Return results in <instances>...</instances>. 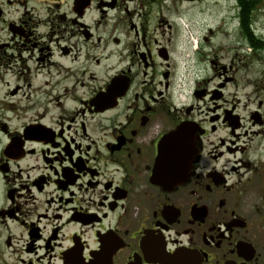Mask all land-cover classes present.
Here are the masks:
<instances>
[{"label": "flooded vegetation", "instance_id": "1", "mask_svg": "<svg viewBox=\"0 0 264 264\" xmlns=\"http://www.w3.org/2000/svg\"><path fill=\"white\" fill-rule=\"evenodd\" d=\"M163 2L0 0V264H264V0H208L188 100Z\"/></svg>", "mask_w": 264, "mask_h": 264}, {"label": "rangeland", "instance_id": "2", "mask_svg": "<svg viewBox=\"0 0 264 264\" xmlns=\"http://www.w3.org/2000/svg\"><path fill=\"white\" fill-rule=\"evenodd\" d=\"M163 15L165 20L168 22H173L178 26V35L180 39V44L178 47L179 54V64H180V76L184 78V84L181 87H185L183 90L180 89L181 99L188 100L191 91L190 82L195 79L198 75L202 76L203 65L202 60L199 57L196 58V66L198 62H201L197 67H193L194 59L192 56V50L194 47L192 34H196V37L201 35L204 30V26L210 20V15L215 16L218 12V8H214L209 4L208 0H201L195 5L182 2L181 0H164L163 5ZM176 54V56H178ZM199 71V72H198ZM180 78V81H182ZM5 90L0 89V99L2 98ZM0 103V124H6L9 130L18 126L17 120L13 119L10 114H5L1 109ZM6 110V109H5ZM198 112V111H197ZM4 137L0 135V146Z\"/></svg>", "mask_w": 264, "mask_h": 264}, {"label": "water", "instance_id": "3", "mask_svg": "<svg viewBox=\"0 0 264 264\" xmlns=\"http://www.w3.org/2000/svg\"><path fill=\"white\" fill-rule=\"evenodd\" d=\"M27 1V0H14ZM33 2H61L63 0H29ZM196 130L188 125H182L176 132L170 135L166 139L167 143L163 146L160 151V157L158 161V167L156 173H168L175 174L176 183L179 178L181 184L184 179L188 176L190 170L189 165L191 160L197 153L196 149ZM174 159L175 167L174 170L166 169L164 165L167 161ZM164 165V166H163ZM155 175V174H154ZM161 179L160 175H155L154 180Z\"/></svg>", "mask_w": 264, "mask_h": 264}]
</instances>
